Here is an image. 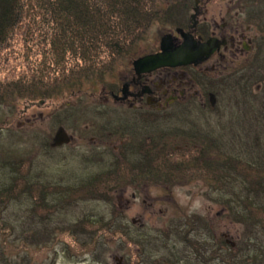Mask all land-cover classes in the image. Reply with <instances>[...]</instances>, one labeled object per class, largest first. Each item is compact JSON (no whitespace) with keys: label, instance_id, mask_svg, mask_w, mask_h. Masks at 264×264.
<instances>
[{"label":"rangeland","instance_id":"1","mask_svg":"<svg viewBox=\"0 0 264 264\" xmlns=\"http://www.w3.org/2000/svg\"><path fill=\"white\" fill-rule=\"evenodd\" d=\"M170 2L180 7L176 15L152 19L129 49L120 51V57L93 66L92 72L80 66L75 69L79 71L64 74V81L55 82L49 90L36 87L39 94L34 99L26 94L0 100V187L13 179L14 166L18 175L44 185L85 184L101 179L99 175L109 170L121 177L118 186H104L111 187L109 193L102 192L103 183L97 181L93 183L98 186L68 190V199L53 197V213L41 221L38 216L32 218L34 197L22 195L6 207L1 205L0 264H177V260L181 264H237V260L264 264V222L245 215L240 209L243 202L235 198L261 204V194L248 192L249 181L255 178H247L245 171L212 178L207 167L223 155L248 156L252 149L237 144L239 138L233 135L243 131V137L251 138L264 129L263 46L255 68L246 59L238 66L239 73L252 70L243 80L234 76L235 71L232 82L222 84L223 79L216 78L222 71L218 65L207 73L212 75L208 85L217 82L221 86L213 85L206 107L199 100L187 101L164 116L149 111L142 117L103 102L104 88L117 89L120 80L135 71L138 54L154 49L159 52L158 42L170 28L186 26L190 16H197L194 0H172L164 5ZM198 3L204 6L200 18H215L219 23L221 15L245 9L244 26H250L246 33H259L264 45V0ZM249 19L254 22L249 23ZM38 43L17 30L0 51V79L17 78L27 72L29 62L38 63L43 55ZM131 53H135L132 58ZM214 64L210 61L205 67ZM99 124L115 130V142L106 137V129L98 136L103 142L91 138L92 129ZM61 130L68 141L63 146L52 145ZM260 135L264 140V133ZM137 144L142 145L141 152L155 154L154 159L171 155L168 165L176 167L178 175L159 172L158 177L135 178L136 185L128 183L123 177L131 171L127 160L134 159L130 168L141 166ZM105 180L111 178L106 176ZM238 211L242 214L235 215ZM81 223L83 229L77 226ZM202 234L213 241L205 245L199 236ZM198 243L205 260L196 250ZM223 248L228 253H222ZM196 257H200L199 262H194Z\"/></svg>","mask_w":264,"mask_h":264},{"label":"trees","instance_id":"2","mask_svg":"<svg viewBox=\"0 0 264 264\" xmlns=\"http://www.w3.org/2000/svg\"><path fill=\"white\" fill-rule=\"evenodd\" d=\"M169 1L172 0H0V51L7 46L17 30L21 31L28 40L40 42L37 46L43 50L41 60L38 63L29 62L26 73L10 80L0 79V100H10L11 97H21L26 94L34 99L39 94L34 91L36 87L40 89L48 87L46 90H49L56 85L55 82L58 83L62 79L64 74L79 71L75 69L80 66L84 68L83 70L92 72L93 66H103L107 59L120 57V51H127L131 42L148 28L152 19L165 18L167 14L174 16L180 7L172 2L164 5ZM38 31L43 32L38 33ZM261 131L263 134L264 129ZM261 133L256 132L251 138L243 137V131L233 135L239 138L237 144L252 150L244 158L223 155L220 161L215 160L207 164L212 178L231 177L234 173L245 171L248 173L245 175L247 178H255L249 181L251 185L248 192L259 196L261 194L264 199V140L261 139ZM212 144L217 146L214 142ZM215 148L220 149L218 146ZM217 152L221 156L222 153L218 150ZM164 155L168 157L140 161V168L168 172L166 173L168 176L176 177L177 168H170L168 165L171 155ZM181 156L184 154H180ZM180 157L178 161L181 160ZM127 161V167L131 169L130 162L133 161ZM206 161L205 158L204 162ZM11 166H14L13 163ZM119 167L123 169L121 164ZM16 168L12 167L15 174L10 183L0 187V206L6 207L10 200L29 195L36 198L35 203L31 204L32 218L38 216L40 221L53 213V207L56 206L53 197L68 199L66 198L68 190L77 192L85 186H98L94 185L97 181L98 184L103 183V187L109 184H114L113 187L118 186L121 178L120 175L113 174L112 170L107 169L109 172L106 175L105 173L99 175L101 179L85 184L44 185L31 182L26 175H18ZM126 175L123 177L126 178ZM106 176L111 180H105ZM219 181L222 182V179ZM109 189L111 190V187ZM110 190L104 187L102 192L109 193ZM235 198L243 202V208L240 209H243L245 215H251L255 220L264 222V201L261 200L262 203L259 204L257 200L253 202ZM241 214V211L235 212V215ZM98 221L99 224L105 225L101 223L102 220ZM81 225L82 223L77 226L83 229Z\"/></svg>","mask_w":264,"mask_h":264},{"label":"flooded vegetation","instance_id":"3","mask_svg":"<svg viewBox=\"0 0 264 264\" xmlns=\"http://www.w3.org/2000/svg\"><path fill=\"white\" fill-rule=\"evenodd\" d=\"M196 3L197 0H194V5L196 6L195 8H198L196 17L190 16L186 26H176L170 28L168 32L165 33L168 45H170L171 48L177 47L182 41L181 35L186 34L190 35L197 44L213 39L214 42L217 43L216 49L207 58L195 64L175 67L165 66L139 73L132 70L126 78L120 80L117 89L108 90L107 88H104L107 91L104 90L106 93L102 96L103 102H111V104L115 107L127 109L130 112H136L142 117L145 114H148L147 112L149 111H155L160 116H164L170 109L180 107L187 101L199 100L200 103L206 107L207 96H209V98L210 96H213L210 91L211 89L214 90V88H212L213 85H215V87L221 86L217 82L216 84L212 83L211 85H208V80L212 79V75H207V73L214 71L216 69V65L221 66L220 69L222 71L218 73L216 78H220L221 80L223 79L222 84H230L232 82L233 79L231 78V75H234V72L239 70L238 66L242 63L244 64L245 62L243 61L245 59L247 62H252L255 68L254 64L260 60L261 51L263 50L264 45L260 44L261 40L259 33L252 32L253 35L246 33V30H249L250 26H244L245 9L243 10L239 7L233 15L230 14V12L225 14V16L221 15L219 20L221 22L219 23L215 20V18H212V20H207L205 17L200 18L202 16L201 13L204 6ZM238 15H240V17H238ZM223 17L226 18V21H224ZM250 21L254 22V20L249 19L248 22L250 23ZM159 43L160 40L158 45ZM158 50L159 49H154L152 51L138 54L136 58H142L149 54L157 53ZM132 54L133 53L130 54L131 58ZM133 55H135V53ZM210 61H215V64L208 69L205 65ZM251 71L252 70L246 72L247 76H245L246 74L239 73V71H237V74L234 76H237L238 79H241L239 78L241 76V80H243L251 75ZM255 74L254 70L252 75ZM101 131H105L104 134L108 139L114 142L116 141L115 130L107 128L105 124H99L93 128V134L90 135L92 136L91 138L96 141L100 140L103 142L102 139L98 138L99 135H102ZM120 135L124 137L123 134ZM53 142L54 141H52V145ZM61 145L63 146L65 144ZM138 148L140 152L137 153L136 156H138L140 161L148 160L153 158L152 156H155V154L152 153L149 154L141 152V144H139V146L138 144L136 145V149ZM130 160L134 161L132 157ZM130 170V172H127L126 181H128L131 185H136L135 178L144 180L143 177H158L159 172H161L154 169L146 170L141 168H131ZM140 179H137L136 182L138 180L140 181ZM179 231L180 229H178V233H180ZM199 236H203L201 237V241L205 245H209V242L213 241L209 235L208 237L205 236V234ZM223 241L227 242L228 239L226 238ZM230 246L234 245L230 244ZM199 247L200 243L196 246V250L200 253V256L203 257L204 260L205 258L207 259V257L200 252ZM220 251H222V253H228V249L223 248V250ZM210 253H212V251ZM199 259L200 257H196V261L194 262H199ZM176 263L181 264V261L177 260ZM236 263L243 264L240 260H237Z\"/></svg>","mask_w":264,"mask_h":264},{"label":"water","instance_id":"4","mask_svg":"<svg viewBox=\"0 0 264 264\" xmlns=\"http://www.w3.org/2000/svg\"><path fill=\"white\" fill-rule=\"evenodd\" d=\"M183 41L175 48L168 45L167 37L160 41V51L139 58L134 62L136 72H146L159 67H175L180 65L195 64L202 61L211 54L217 47V43L210 39L203 43L196 44L190 35H181ZM68 141L64 131H59L54 139L53 145H60Z\"/></svg>","mask_w":264,"mask_h":264}]
</instances>
